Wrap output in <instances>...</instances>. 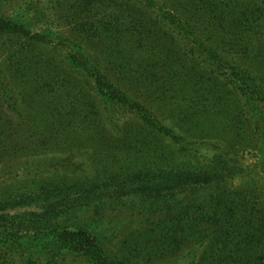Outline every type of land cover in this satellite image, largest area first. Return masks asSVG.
Here are the masks:
<instances>
[{
    "label": "trees",
    "instance_id": "obj_1",
    "mask_svg": "<svg viewBox=\"0 0 264 264\" xmlns=\"http://www.w3.org/2000/svg\"><path fill=\"white\" fill-rule=\"evenodd\" d=\"M9 1L0 0V40L19 41L7 55L11 71L32 96L58 94L65 108L50 103L43 129L18 137L0 131V163L6 161L10 176L13 170L24 176L16 190L0 193V256L7 259L0 264H61L67 257L133 264L105 251L102 235L82 223H26L8 217L7 209L48 201L66 207L107 193L168 197L187 191L207 194L170 223L180 226L184 215L191 235L208 230L200 264H264V0H181L173 8L156 0H117L111 20L94 29L79 26V39L31 33L2 16ZM92 1L81 5L83 12ZM84 42L97 45L98 55ZM42 50L86 79L90 100L81 95L68 107L64 84L43 70L52 59ZM4 121L14 123L9 116ZM221 126L230 139L226 148L194 141L217 138L214 128ZM88 146L100 150L99 171L113 159L119 172L77 175L83 165L72 152ZM204 146L219 153L206 160L199 153ZM235 148L256 153L261 177L245 173ZM45 150L68 154L34 157ZM141 158L143 166L137 165ZM42 170L68 177L42 179ZM237 178L246 182L234 186ZM171 227L165 235L173 236L163 240L175 243L182 229ZM34 239L39 243L31 248Z\"/></svg>",
    "mask_w": 264,
    "mask_h": 264
},
{
    "label": "rangeland",
    "instance_id": "obj_2",
    "mask_svg": "<svg viewBox=\"0 0 264 264\" xmlns=\"http://www.w3.org/2000/svg\"><path fill=\"white\" fill-rule=\"evenodd\" d=\"M87 1L91 0H10L4 4L1 13L4 18L14 20L25 26L31 33L61 34L64 37L79 39L80 36L77 32L79 26L85 25L94 29L99 26V22H109L116 4L120 3L117 0H94L91 4L92 9L89 12H83L81 5ZM156 1L164 7L173 8L172 6L181 0ZM18 43L19 41L16 40H0V131L7 130L11 134L15 132L14 134L17 133L15 135L17 137L25 130L43 129V119L50 114V103L65 108L64 102L57 100V98L60 99L58 94L52 96V98L47 97L48 99L41 98L38 95L32 96L28 87L15 77L10 69V63L7 61V55L10 49L17 47ZM84 47L96 56L99 53V47L95 44L84 42ZM40 53L46 59L51 57L46 50H42ZM51 59L52 61L47 65L49 68H43V70H47L52 75V79L58 81L59 84H64L63 90L65 93L68 92L69 97H71L68 107L73 105L72 101H75V105H77L78 97L81 95H85L87 100H90V87L86 79L79 72L60 63V58L53 56ZM199 64L202 66L201 61H199ZM190 65L193 66L190 61L185 62L186 67H190ZM199 70L205 73V69L201 68ZM67 110L65 109V111ZM68 111L74 112L73 109ZM161 113L165 115L164 112ZM6 116L13 120L12 125L5 123ZM167 122L169 125H173L170 120ZM207 131H209V127H207ZM214 131V135H218L217 138L206 141V139L197 137L194 141L200 143L205 141V143L211 144L217 142L218 147L226 148L230 144V139L225 135L223 127H216ZM22 139L13 140L12 142L19 143ZM86 149H75L72 152L76 156L74 160L83 165V171H79L77 175L92 176L104 173L109 175L119 172L117 170L119 164H116L119 162H114L113 159V163L107 164L106 171H99L98 160L102 159L98 156L100 150L94 146L92 148L88 146ZM199 151L206 160L211 158V155L219 153L210 146L200 147ZM234 151L233 156L238 159L246 170V174L248 172L249 176L261 177L260 162L258 163L255 158L256 153L253 150L248 148L238 150V148H235ZM38 152L39 154H35L36 156H29L51 157L53 155L66 156L68 154L64 150L61 152L57 150L55 152L53 150H45L44 153ZM85 152L89 154H85ZM93 161H95L93 163L94 167H91ZM132 161L136 163L137 159ZM5 164L6 161L0 163V193H10L16 190L20 181L24 178L21 170H17V172L13 170L14 174L10 176L8 169L3 168ZM143 164L144 160L141 158L137 165L143 166ZM138 167L132 169V171L137 170ZM32 174L34 173L32 172ZM60 177H68V175L58 171L46 170H42L39 175V178L42 179H57ZM242 181L246 182L237 178L232 184L234 186L240 185ZM206 194V191H187L174 196L158 197L130 193L127 196L117 198L115 195L107 193L96 201H78L66 207L54 206L55 202L53 201L37 202L29 206L7 209L4 213L10 218L26 223L56 226L70 225L75 222L82 223L93 233L102 235L100 241L105 251L125 257L133 264H200V259L209 247L210 233L208 230L205 228L203 231H199L198 234L191 235L190 231L183 227V223L186 222L184 215L180 217V226L178 223L172 225L170 222L177 215L187 211L196 201H201ZM170 227L172 229L176 227L182 229L183 234L178 233L180 239L175 243L168 241L170 240L168 238L173 235H165L169 233L168 228ZM166 237H168L167 241L163 240ZM38 243L34 239L31 241L30 247L32 248ZM168 250L171 253H167ZM0 253L4 256L1 247ZM2 261H7V259L0 256V262ZM40 263L39 260L38 264ZM60 263L89 264L85 259L78 257H67Z\"/></svg>",
    "mask_w": 264,
    "mask_h": 264
}]
</instances>
